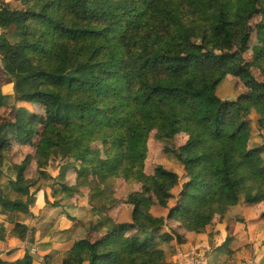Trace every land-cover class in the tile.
Wrapping results in <instances>:
<instances>
[{"label":"trees","instance_id":"16d2710c","mask_svg":"<svg viewBox=\"0 0 264 264\" xmlns=\"http://www.w3.org/2000/svg\"><path fill=\"white\" fill-rule=\"evenodd\" d=\"M240 1L23 0L22 8L0 1V27H13L11 37L0 34L4 73L14 101L31 104L18 115L26 135H38L39 176L61 155L76 183L96 176L99 183L121 178L141 185L124 200L132 206L130 222L106 217L104 234L74 241L60 264H164L161 243L181 241L175 231L160 232L167 219L202 233L231 206L264 203V145L248 144V115L264 117V82L250 71L254 66L264 74V0ZM253 32L252 61L243 63L232 50H247ZM192 35L200 39L198 50L189 47ZM228 74L247 88L233 100L216 94ZM5 98L0 92V107ZM152 130L159 141L188 136L179 148L186 154L180 160L185 181L177 196L171 191L176 172L158 166L152 176L143 174ZM7 147L0 139V163ZM27 163L28 157L13 166L14 195L0 193V218L30 212L35 182L24 176ZM67 180L56 193L76 191ZM174 197L165 217L151 213L155 202L166 208ZM26 229L13 222L21 240ZM4 236L0 222V240ZM34 260L26 249L22 258H0V264Z\"/></svg>","mask_w":264,"mask_h":264},{"label":"rangeland","instance_id":"374dc122","mask_svg":"<svg viewBox=\"0 0 264 264\" xmlns=\"http://www.w3.org/2000/svg\"><path fill=\"white\" fill-rule=\"evenodd\" d=\"M0 1L7 3L11 8H22L24 6L23 0ZM240 3L247 4L246 0H241ZM257 19L258 18L254 17L250 24L253 25ZM12 31V26L0 27V34L7 33L11 37ZM255 36L253 32L250 36L247 50L240 52L238 47L232 50L235 56L243 63H250L252 61V48L257 44ZM13 39L14 38H11V41H13ZM189 47L196 50L200 48V39L198 36L192 35ZM214 50L215 52L217 51L216 49ZM4 65L0 55V92L6 95L4 99L6 103L0 107V139L8 142V147L3 152V160L0 163V193L9 195L10 198H13L14 194L10 187V180L15 178V169L13 166L20 164L28 157L24 176L35 182L31 188L32 201L30 200L29 209L31 208L32 211H35V209H38V206L41 209L39 215H35L31 211L28 214H24L27 220L29 218V222L26 225L27 229L23 240L18 237V233L12 231L14 221L20 222V220L25 219L22 218L21 212L4 213V216L10 217L12 220L9 222L10 219L7 220V218H4V220L10 223L8 227L11 229L8 235L16 240L25 242V250L37 251L35 244L32 245L34 243L33 239L35 234H47V236H50L48 242L52 241L54 237H57L63 242L64 239L69 237V234H72L71 239L76 238L78 240L79 238L85 237L92 241L101 237L103 232L106 231V228L101 227L100 224L106 217L117 223L130 222L132 206L125 203L124 200L130 191L140 189L141 185L139 183H127L121 178H113L99 183L96 176L90 177L86 182L76 183L75 179L73 180V177H75L74 170L72 167H66L64 165L67 163L68 159L62 158L61 155H56L51 158L48 166L45 168L44 174L39 176L36 172V162L34 159L38 135L33 134V136H27L24 130L26 129V122L18 115V111L21 107L30 109L31 106L28 107L25 104L14 101L13 82L11 78L4 73ZM66 69L67 68H61L59 72L67 71ZM250 71L256 80L264 82V74L258 68L251 66ZM246 91L247 88L238 77L228 74L217 86L216 94L223 100H233ZM248 116L251 127L248 144L250 146L264 145V117L262 118L254 111H251ZM36 129L38 130L40 127L36 126ZM154 133L155 130H152L147 139V154L142 162L143 174L145 176H152L158 166L176 172L179 176V182L171 191L174 196H177L182 183L185 181V171L180 160H182L181 158L185 157L186 154H181L179 148L185 144L188 136L185 132H179L168 141H159L154 137ZM66 178L68 179L67 183H76V191L70 194L62 193L61 191L56 193L54 189H59L60 183ZM175 198L176 197L168 201L166 208L161 207L155 202L151 206V213L156 216L165 217L168 207L173 205ZM23 199L25 200V197H23ZM237 205L239 206L236 207L239 210L237 214L242 213L247 217L260 216L264 208L263 202L253 205ZM231 207L227 211H229ZM59 214H64L65 217L70 220L68 223L72 224L71 228L69 227L62 231L57 229L56 221ZM223 217L224 216H216L215 218L217 221H220ZM238 217L239 216L236 218ZM241 220H243V218H241ZM32 222H35L33 224L34 226L31 225ZM176 224L178 225L179 222L167 219L166 224L162 227L160 232L168 233L175 231L178 233L180 227H177ZM181 229L185 230L182 226ZM183 239L184 238L181 236L180 243ZM171 241L173 243L176 242L175 239H172L168 242L161 243V246H166ZM176 243L180 244L179 242ZM169 248L170 246L168 250ZM53 255L56 259L48 256L50 260L48 264H60L63 255L61 253ZM33 263L43 264L42 260H36Z\"/></svg>","mask_w":264,"mask_h":264},{"label":"crops","instance_id":"0c3cea01","mask_svg":"<svg viewBox=\"0 0 264 264\" xmlns=\"http://www.w3.org/2000/svg\"><path fill=\"white\" fill-rule=\"evenodd\" d=\"M18 103L31 106V104L22 101ZM24 108L27 109V107ZM28 111L30 110L28 109ZM236 207L239 206L231 207L220 221L215 218L210 229L206 228L202 233L188 232L181 229L180 223L176 224L177 227H180L178 233L184 239L180 244L171 241L168 245L161 246L165 255L164 264H264V219L259 215L247 217L242 213L237 214L239 210ZM38 209L32 211L30 208L29 210L33 214L39 215L41 210L39 206ZM21 215L25 219L20 220V223L27 225L29 218L27 220L23 213ZM237 216L239 217L236 218ZM4 217L3 215L0 218V222L5 228V236L3 240H0V258L7 260L22 258L25 254V242L8 235L11 229L8 227L10 223L4 220ZM68 222L70 220L64 214H59L56 221L57 229L62 231L71 228L72 224ZM34 223L32 222L31 225L34 226ZM68 236L63 242L57 237H54L53 240L51 238L52 241L48 242L50 236L47 234H35L32 245L35 244L37 251H31L35 257L34 261L41 260L42 256L55 258L53 254L61 253L63 255L72 246L74 240H77L76 238L71 239L72 234Z\"/></svg>","mask_w":264,"mask_h":264}]
</instances>
